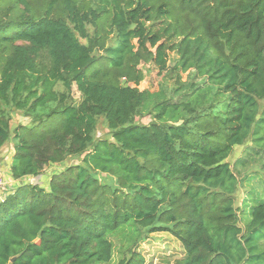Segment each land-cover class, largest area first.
<instances>
[{
  "label": "trees",
  "instance_id": "16d2710c",
  "mask_svg": "<svg viewBox=\"0 0 264 264\" xmlns=\"http://www.w3.org/2000/svg\"><path fill=\"white\" fill-rule=\"evenodd\" d=\"M42 2L0 0L4 177L76 163L0 202V264H144L136 248L157 232L181 244L174 264H264V200L244 229L235 207L240 172L263 157L264 0ZM144 65L175 74L173 87L139 90ZM155 96L154 120L139 123ZM13 111L29 123L12 131Z\"/></svg>",
  "mask_w": 264,
  "mask_h": 264
},
{
  "label": "rangeland",
  "instance_id": "374dc122",
  "mask_svg": "<svg viewBox=\"0 0 264 264\" xmlns=\"http://www.w3.org/2000/svg\"><path fill=\"white\" fill-rule=\"evenodd\" d=\"M31 7L35 10L43 7L42 0H31ZM102 25V24H101ZM100 25V26H101ZM161 29V28H160ZM162 41L165 42L167 46L175 47L176 43L178 42L177 39L166 38V36H162ZM102 53V52H100ZM168 65L171 68L174 65H179L180 54H178L176 48L168 49ZM144 79L139 84V90H146L149 93L155 95L163 88H171L173 87L174 76L170 78L166 76L167 74H158L157 71L149 67L147 65L141 66ZM193 68H190L189 71H192ZM187 72H180L178 73L180 80L182 82L187 80ZM73 96L76 100L79 99V94L76 92L75 88H73ZM158 97H154L150 102H148L147 107L142 110L141 116L137 119V121L141 124L147 125L151 121L154 120V115L157 113L158 109L155 108V104L158 102ZM12 120L10 123L11 130L18 126V125H26L29 123V119L25 118L20 112L13 111L11 114ZM172 115L170 113L166 114L163 118L164 122L170 123L172 122ZM107 134V129L102 122H99L97 127V138H102ZM254 146L257 149V145L254 143L247 144L248 146ZM260 151L263 152V157L259 160H256L254 164H250L248 170H242L241 176L238 177L239 181V188L238 192L236 193V201L235 207L238 208L240 212L239 214V226L244 229L247 223L250 220L249 210L251 207L256 206L260 203L261 200H264V143H259ZM244 149L245 147H235L233 150L232 155L229 157L228 162L232 165L237 159L244 156ZM11 154H13V144L12 142H8L3 146V149L0 151V175H8L6 168L3 167V164L6 165L5 162H9ZM76 161L67 160L65 164L62 165H51L46 168L44 171V175L37 178V179H24L20 182L16 183L14 181H9L8 177L5 179V196L9 191L17 183H25V182H33L38 183L43 187L48 186V180L52 173L60 171L63 167L67 166L68 164H74ZM263 163V166H262ZM242 211V213H241ZM112 242L115 246L118 244V240L115 238L112 239ZM264 241H261L260 244L263 246ZM116 250V249H115ZM136 250L141 254L144 258V264H174L176 260L181 259L184 254V251L181 247V244L171 235L167 233H153L149 235V238L140 243ZM116 254L114 256V261H116Z\"/></svg>",
  "mask_w": 264,
  "mask_h": 264
},
{
  "label": "built area",
  "instance_id": "2783aa9c",
  "mask_svg": "<svg viewBox=\"0 0 264 264\" xmlns=\"http://www.w3.org/2000/svg\"><path fill=\"white\" fill-rule=\"evenodd\" d=\"M5 166V164L3 165ZM7 185L5 184V177L4 175H0V202H2L4 200V197H5V187Z\"/></svg>",
  "mask_w": 264,
  "mask_h": 264
},
{
  "label": "crops",
  "instance_id": "0c3cea01",
  "mask_svg": "<svg viewBox=\"0 0 264 264\" xmlns=\"http://www.w3.org/2000/svg\"><path fill=\"white\" fill-rule=\"evenodd\" d=\"M3 149V148H2ZM1 149V150H2ZM11 157H12V154H11ZM11 157H10V160H9V162L7 161V162H5L6 163V165L5 166H3V167H5L6 168V170L8 171L9 170V165H10V161H11ZM4 165V164H3Z\"/></svg>",
  "mask_w": 264,
  "mask_h": 264
},
{
  "label": "water",
  "instance_id": "95a60500",
  "mask_svg": "<svg viewBox=\"0 0 264 264\" xmlns=\"http://www.w3.org/2000/svg\"><path fill=\"white\" fill-rule=\"evenodd\" d=\"M15 259H16V258H13V259H11V261H10V262H11V263H12V262H14V260H15Z\"/></svg>",
  "mask_w": 264,
  "mask_h": 264
}]
</instances>
